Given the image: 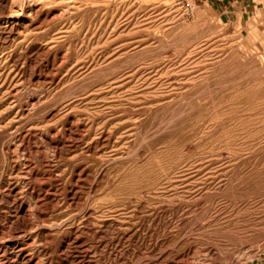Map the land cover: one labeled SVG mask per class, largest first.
<instances>
[{"label":"rangeland","instance_id":"374dc122","mask_svg":"<svg viewBox=\"0 0 264 264\" xmlns=\"http://www.w3.org/2000/svg\"><path fill=\"white\" fill-rule=\"evenodd\" d=\"M0 264H264V0H0Z\"/></svg>","mask_w":264,"mask_h":264},{"label":"crops","instance_id":"0c3cea01","mask_svg":"<svg viewBox=\"0 0 264 264\" xmlns=\"http://www.w3.org/2000/svg\"><path fill=\"white\" fill-rule=\"evenodd\" d=\"M250 1L253 0H203L210 6L221 10L223 14L228 15V20L232 21L234 16L241 13V10L245 8Z\"/></svg>","mask_w":264,"mask_h":264},{"label":"built area","instance_id":"2783aa9c","mask_svg":"<svg viewBox=\"0 0 264 264\" xmlns=\"http://www.w3.org/2000/svg\"><path fill=\"white\" fill-rule=\"evenodd\" d=\"M174 1L186 16L192 15L197 8L198 0H174Z\"/></svg>","mask_w":264,"mask_h":264}]
</instances>
